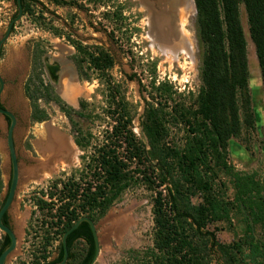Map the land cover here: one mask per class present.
I'll return each instance as SVG.
<instances>
[{
  "label": "rangeland",
  "instance_id": "374dc122",
  "mask_svg": "<svg viewBox=\"0 0 264 264\" xmlns=\"http://www.w3.org/2000/svg\"><path fill=\"white\" fill-rule=\"evenodd\" d=\"M38 1V7L33 6L36 14L42 5L55 10L56 16L45 12L43 21L41 18L35 20L31 13L23 12L4 41L0 55V74L6 81L1 101L13 109L18 119L14 139L21 176L9 208L11 224L18 235V245L5 264H45L57 256L62 236L56 228L42 223V219L47 218L46 211L39 209L37 199L43 197L50 201V193L55 191L53 184L66 181L73 174L80 176L79 169L84 164L81 156L85 150L82 151L76 144L69 116L58 103L40 98L38 102L47 118L38 121L31 116V99L25 87L32 72L30 54L36 40L47 46L44 56L47 63L60 64L57 81L52 83L57 92L74 108L80 107L82 99L88 101L87 108L91 116L83 120V126L91 130L93 143L100 142L103 133L113 123L107 112L113 106L108 105L105 83L95 74L89 79L77 75L70 61L73 47L62 37H55L50 32L48 25L51 17H56L57 23L61 25L66 19L73 18L76 26L80 25L81 39L83 34L86 36L85 41L97 39L114 53L116 63L109 76L115 84L121 85L126 99L133 104L135 112L132 128L140 139L148 142L142 122L145 107L149 104L154 107L164 105L169 112L166 119L171 122L168 135L170 144L183 146L193 136L200 135L191 132L184 123H176L173 116L177 117V114L170 115L176 108L179 110L180 105L193 108L202 84L200 66L203 49L194 5L186 21L181 22L184 34L180 44L173 50L170 46H160L150 40L146 11L138 0H75L84 8L81 10L69 5L55 6L53 0ZM16 11L14 0H0V38ZM241 18L247 39L256 129L245 132L240 138L230 139L228 153L213 162L214 169L209 171L213 189L220 198L229 200L230 207L228 215L209 221L207 228L215 231L219 242L229 248L237 264H264V94L255 45L249 34L243 6ZM88 20L94 23L97 31L89 30V26V29L81 26ZM62 31L65 32L64 29ZM19 64H23L25 70L17 76ZM43 69L45 82L50 83L51 74L48 69L45 71L44 64ZM13 91L22 99L21 108L15 106ZM7 129V122L0 115V164L5 187L10 177ZM50 135L55 136L56 142L62 143L63 151L60 150L54 156L49 154V165L37 166L38 161L46 155L41 148ZM135 166L132 165V168ZM28 168L34 171L28 172ZM149 184L141 178L132 181L121 198L97 217L95 222L102 238L99 254L93 264H145L150 260V254L156 252L153 247V200L156 189H162L163 186L152 188ZM58 186L61 187V184ZM202 199L199 192L192 196L195 203ZM75 249L79 253L84 252V242L78 240ZM215 260L213 264H216Z\"/></svg>",
  "mask_w": 264,
  "mask_h": 264
},
{
  "label": "trees",
  "instance_id": "16d2710c",
  "mask_svg": "<svg viewBox=\"0 0 264 264\" xmlns=\"http://www.w3.org/2000/svg\"><path fill=\"white\" fill-rule=\"evenodd\" d=\"M21 1L25 13L44 21L48 8L41 5L36 14L33 6L38 7V0ZM195 4L203 49L202 84L193 108L180 105L179 110L176 108L170 115L177 114L173 116L176 123H184L191 132L200 135L193 136L183 146L168 141L171 122L166 119L169 112L164 105H146L142 125L148 142L140 139L132 128L133 104L126 99L121 85L115 84L109 76L114 65L112 54L99 45L98 53H91L80 40L73 38L71 41L77 48L73 59L80 77L89 79L97 75L105 83L108 105L113 106L107 111L113 123L100 142L93 143L91 130L83 126V120L91 116L88 101L82 99L80 107L74 108L45 82L42 61L45 47L36 41L32 72L25 87L31 99L32 118L38 121L47 118L38 99L54 100L68 114L75 142L85 150L81 156L84 164L79 169L80 176L73 174L64 182L54 183L50 201L43 197L37 199L39 209L46 211L47 218L42 219V223L56 228L61 236L82 215L96 221L121 198L132 181L141 178L152 188L163 186L156 189L153 200L156 252L150 254L145 264H213L214 258L216 264H237L229 248L219 242L215 231L207 228L209 221L228 215L230 207L229 200L215 193L209 171L214 169L213 162L217 158L228 153L230 139L256 129L241 7L245 9L249 34L255 45L264 94V0H195ZM52 26L51 20L48 29ZM84 59L89 62L86 68ZM262 141L264 143V131ZM132 165L136 166L132 168ZM2 186L0 175V190ZM198 192L203 199L195 203L192 196ZM2 204L0 201V207ZM82 238L85 249L79 253L75 244ZM9 243L6 235L0 253ZM67 244L66 264H89L93 260L96 244L87 221L68 235ZM57 249L58 256L51 262L63 258L62 242Z\"/></svg>",
  "mask_w": 264,
  "mask_h": 264
},
{
  "label": "flooded vegetation",
  "instance_id": "af4514ba",
  "mask_svg": "<svg viewBox=\"0 0 264 264\" xmlns=\"http://www.w3.org/2000/svg\"><path fill=\"white\" fill-rule=\"evenodd\" d=\"M15 1V4L17 6V11L16 13L14 14V16L11 18V20H13L19 13V2L18 0H14ZM164 0H138V2H140L144 8V10L146 11V18H147V26H148V29H149V32H150V25L148 22H152L153 26H157V27H161V30L163 31L162 34L163 35H166L168 37V43H171V44H175L176 41H178L180 38L183 37V28L181 26V17H180V13H179V8H180V5L177 4V0H165V4H171V9H167V7H163L161 6L164 2ZM174 1V3H173ZM176 2V3H175ZM22 3V1H21ZM53 4L55 6H65V5H69V6H72V7H75L77 10H81V9H84L82 6H80V4H78V2H76L75 0H59V2L57 3L55 0H53ZM166 4V5H167ZM22 7H23V3H22ZM24 9V8H23ZM49 10V13L50 14H54V16H56V11L55 10H51V9H48ZM24 12V10H23ZM23 16V14H22ZM21 16V17H22ZM165 18V22L162 23V25L159 24V21H161V18ZM52 18V24L53 26L50 28V32L55 36V37H62L63 39H65L72 47H73V51L71 52L70 54V61L72 62V65L77 73L78 76L79 75V69H78V66L77 64L75 63L74 59H73V56L76 54L77 52V48L76 46L72 43L71 39L75 38L77 40H80L82 43H83V47H85L86 49H88L91 53H98L97 52V46H102L104 48H106V50H108L113 58H114V62L116 63V58H115V55L114 53L111 51V49L109 47H107L104 43H101L99 41H97V39H93L92 41L88 42V41H85L84 38L86 37L84 34H83V39H81V36L82 34H79V31L80 29L78 28V26H76V22L74 21L73 18H70L69 20L66 19V21L64 22L63 25H61L60 23L58 24L56 21V17ZM21 19V18H20ZM19 19V20H20ZM10 20V22H11ZM18 21V20H17ZM15 21V22H17ZM15 22L13 24V27L12 29L14 28L15 26ZM81 26H85L86 28L91 27V29L89 30H92L93 32L94 31H97L98 28L94 25V23L91 21V20H88V21H85V23H83V25ZM8 28V27H7ZM12 29H11V32H12ZM62 29L65 30L62 31ZM7 31V29H6ZM153 31V30H152ZM10 32V33H11ZM6 32H4L5 34ZM3 34V35H4ZM152 35H154V32L151 33ZM2 35V36H3ZM10 35V34H9ZM88 38H90L91 36H87ZM150 37V40L152 41V37L151 35H149ZM176 38V39H175ZM167 39V38H166ZM173 39V41H172ZM36 41H40V40H36ZM35 41V42H36ZM172 41V42H171ZM175 41V42H174ZM43 46L45 48H47L46 44L43 43L42 41H40ZM158 44V43H156ZM3 46V45H2ZM34 46V45H33ZM32 51H31V54H30V58H31V68L33 66V58H34V47H32ZM2 52V50H1ZM1 55V54H0ZM45 56V53L42 54V61H43V64H44V68H45V71L48 69L49 70V73L51 74V82L50 84L53 85L52 83L53 82H56L57 81V71L60 69V64L58 62H54L53 64H48L47 61L45 60L44 58ZM89 59L90 57H85V59ZM84 59V60H85ZM91 59V58H90ZM89 64L88 61H83V65L85 66V68L87 67V65ZM113 68V67H112ZM111 68V69H112ZM25 70V67L23 64H19L17 66V69H16V75H21ZM90 73H93L92 70L90 71ZM16 76V77H17ZM5 80V79H4ZM6 82V81H5ZM54 87V86H53ZM54 90L57 92V90L54 88ZM58 93V92H57ZM59 94V93H58ZM60 95V94H59ZM61 96V95H60ZM62 97V96H61ZM63 98V97H62ZM66 101V100H65ZM67 102V101H66ZM0 107H3V108H6V109H9L13 112V109H10L8 108L4 103H2L1 101V96H0ZM15 110V109H14ZM15 114V112H13ZM3 116V118H5L7 124H8V129H9V126L12 122V119L8 116V115H1ZM16 116V114H15ZM32 116V115H31ZM17 118V116H16ZM16 125H18V119H17V123ZM8 129H7V133H8ZM15 136V135H14ZM14 136H13V143H14V147H15V150H16V153H17V159H19V155H18V152H17V148H16V145H15V139H14ZM6 143H7V135H6ZM7 145V150L9 152V161H10V177H9V181H8V184L7 186L5 187V184H4V180L2 178V168H1V164H0V175H1V178H2V182H3V186L0 190V201L3 202V204L5 203L6 199H7V196H8V192H9V188H10V185H11V181H12V177H13V165H12V160H11V154H10V150H9V146H8V143L6 144ZM19 162V161H18ZM4 166H6L4 164ZM19 169H20V164H19ZM23 177V176H22ZM6 188V189H5ZM5 190V191H4ZM15 198V197H14ZM2 204V206H3ZM2 206L0 207V209L2 208ZM2 221L5 223L6 221V225L10 226L13 228L12 224H11V220H10V217H9V209L4 213L3 217H2ZM1 230V229H0ZM2 231V230H1ZM6 235L9 237L10 239V242H11V238L10 236L7 234V233H4L2 231V233L0 234V248L2 247L3 243L5 244L6 243ZM83 240V238L81 239ZM10 244V243H9ZM8 244V245H9ZM7 245V246H8ZM6 246V247H7ZM5 247V248H6ZM4 248V249H5ZM57 256H58V253H57ZM56 256V257H57ZM55 257V258H56ZM54 258V259H55ZM68 261V260H67ZM67 263V262H66Z\"/></svg>",
  "mask_w": 264,
  "mask_h": 264
},
{
  "label": "water",
  "instance_id": "95a60500",
  "mask_svg": "<svg viewBox=\"0 0 264 264\" xmlns=\"http://www.w3.org/2000/svg\"><path fill=\"white\" fill-rule=\"evenodd\" d=\"M19 2V13L18 15L11 20V22H9L8 28L6 33L1 36L0 38V54H1V50H2V45L4 43V41L8 38L11 29L13 27V24L15 21L19 20L23 14V7H22V3L21 0H18ZM194 6H195V11L197 12L196 9V4H195V0H192ZM4 86H5V80L3 78V76L0 74V96L2 91L4 90ZM8 115L11 119L12 122L9 126L8 129V133H7V143L9 146V150H10V154H11V160H12V165H13V177H12V181H11V185L9 188V192H8V196L7 199L5 201V203L3 204L2 208L0 209V229L4 232L7 233L10 238H11V242L10 244L0 253V264H5L9 257L15 252L16 247L18 245V235L16 233V231L14 230V228L6 225L3 221H2V217L4 215V213L10 208V206L12 205V202L14 200L17 188H18V184L19 181L21 179L20 176V169H19V162L17 159V153L14 147V143H13V136H14V132L16 129V123H17V118L15 116V114L6 108L0 107V115ZM83 221H87L90 224V227L92 229V233L94 236V240H95V244H96V253L95 256L93 258V260L89 263V264H93V262L95 261V259L97 258L99 251H100V240L102 238V236L99 234L98 232V224L88 215H82L80 216L77 220L74 221V223L63 233L62 235V245H63V258L62 260L58 261V262H48L45 264H66L68 257H69V249H68V244H67V237L68 235L74 231Z\"/></svg>",
  "mask_w": 264,
  "mask_h": 264
},
{
  "label": "bare ground",
  "instance_id": "6f19581e",
  "mask_svg": "<svg viewBox=\"0 0 264 264\" xmlns=\"http://www.w3.org/2000/svg\"><path fill=\"white\" fill-rule=\"evenodd\" d=\"M175 1V0H174ZM173 1V3H174ZM164 3L161 5L163 7H167V9H171V4H165V0L163 1ZM176 3V2H175ZM177 4L180 5V8H179V12H180V17H181V22H185L186 21V18L188 15H190V13H192V10H193V2L192 0H177ZM165 22V18H161V21H159V24L162 25V23ZM149 25H150V35L152 37V42L154 43H159L160 46H170L171 49H175L177 48V46L180 44L181 42V38L176 41L175 44H171V43H168L169 39L166 35H163L162 34V30H161V27H157V26H153L152 22H148ZM153 30V31H152ZM154 32V35H152L151 33ZM167 38V39H166ZM176 39V38H175ZM173 41V39H172ZM171 41V42H172ZM175 42V41H174ZM68 84V83H67ZM68 87V85L66 86ZM14 92V95L13 96V101L15 102V106L17 108H21L22 107V99L21 97L19 96V94L15 91ZM71 97L73 95H70ZM55 136H49L47 141L44 142L43 144V147L41 148L44 153L46 155H44V157L42 159H40L38 162H39V165L37 166H41V167H45L47 165H49V157L52 155L54 156L55 154H57L60 150L63 151V146H62V143L60 142H56L55 141ZM51 154V155H49ZM35 168V167H34ZM37 168V167H36ZM31 171H34V169H30L28 168V172H31ZM112 223V222H111Z\"/></svg>",
  "mask_w": 264,
  "mask_h": 264
}]
</instances>
